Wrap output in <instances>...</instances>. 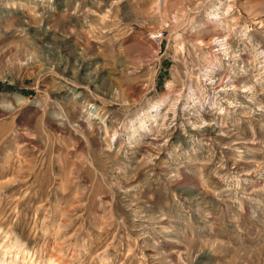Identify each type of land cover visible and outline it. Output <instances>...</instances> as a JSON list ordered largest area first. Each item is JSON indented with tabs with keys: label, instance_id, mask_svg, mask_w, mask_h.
<instances>
[{
	"label": "rangeland",
	"instance_id": "1",
	"mask_svg": "<svg viewBox=\"0 0 264 264\" xmlns=\"http://www.w3.org/2000/svg\"><path fill=\"white\" fill-rule=\"evenodd\" d=\"M219 2L0 0V264H264V0L221 64Z\"/></svg>",
	"mask_w": 264,
	"mask_h": 264
},
{
	"label": "bare ground",
	"instance_id": "2",
	"mask_svg": "<svg viewBox=\"0 0 264 264\" xmlns=\"http://www.w3.org/2000/svg\"><path fill=\"white\" fill-rule=\"evenodd\" d=\"M233 1H235V0H228V2H227V0H220V2H219V7H218V9L217 10H215L214 12H213V14L215 15V23L214 24H212L211 23V21H207V22H205L204 24H203V26H204V30L202 31L203 33H207V34H209L210 32H212V29H211V26H210V24L212 25V26H214L215 28H218V27H222V30L223 31H225V33L224 34H222L221 36H218V37H212L211 38V40L210 41H205L203 38H200L198 41H199V46L201 47V46H207V45H210L211 47H213V48H221V49H219V52H218V54H217V59L215 60V62L217 63V64H221V62H220V58L222 57V55L223 56H227V57H229V56H231L232 54L234 55L235 54V52H234V48L236 49V45H235V42H234V40H233V37L231 36V34H232V32L231 31H229L228 30V25H227V20H225V19H223L222 20V18H220V13H219V11L222 9L221 8V6L224 4V3H227V9H226V12L225 13H230L229 12V10H231L233 7H232V5L230 4V2H233ZM219 22V23H218ZM203 33H202V35H203ZM244 35V34H243ZM201 37V36H200ZM198 44V43H197ZM202 48V47H201ZM200 49V48H199ZM240 52V51H239ZM242 53H244L243 51H242ZM261 54H263V52L261 53ZM204 55V54H203ZM202 55V56H203ZM204 56H207V54L206 55H204ZM215 56V55H214ZM240 57V56H239ZM213 58V57H212ZM216 58V57H215ZM232 58V57H231ZM240 59V58H239ZM256 59V58H255ZM263 59H264V57H263ZM208 60V59H207ZM211 60V59H210ZM214 60V59H213ZM224 60V59H223ZM230 60V59H229ZM236 60V59H235ZM238 60V59H237ZM242 60H244V59H242ZM231 61V60H230ZM239 61V60H238ZM214 62V61H213ZM233 62V61H232ZM258 62V61H257ZM237 63V62H236ZM210 65V64H209ZM208 65V66H209ZM212 66V65H211ZM219 66V65H218ZM247 68V67H246ZM202 69V68H201ZM204 69V68H203ZM206 69V68H205ZM222 69V68H221ZM215 70V69H214ZM212 71H213V69H212ZM223 71V70H222ZM249 71V70H248ZM199 72V71H198ZM201 72V71H200ZM218 72V71H217ZM220 72V71H219ZM221 73H223V72H221ZM214 75V74H213ZM220 75V74H219ZM207 76L209 77V79H210V77L212 76L211 74H210V72H207ZM259 76H260V74H259ZM198 77L199 76H197V79H198ZM231 77V76H230ZM200 78H202V77H200ZM199 78V79H200ZM229 77H220L219 78V80L218 81H216V83H215V87H216V89H222L221 90V92L222 93H224V95H228V91H230V89L232 90V88H234L233 89V91H235L236 90V88H238V86H236V84H235V82H231V80L229 81V79H228ZM259 79H260V77H258ZM198 79V80H199ZM211 79H212V77H211ZM210 79V80H211ZM235 79V78H234ZM215 80H217V79H215ZM212 81V80H211ZM240 82V81H239ZM260 82V81H259ZM246 83V82H245ZM214 84V83H213ZM255 84H256V82H255ZM199 85V84H198ZM200 86V85H199ZM244 87V89H246L248 92H252L253 90H255L257 87H255V86H248V87H245V86H243ZM199 88V87H198ZM197 88V89H198ZM241 89V88H240ZM199 90V89H198ZM237 90H239V89H237ZM243 90V89H242ZM257 90V89H256ZM219 91V90H218ZM221 92H219V93H221ZM242 94V93H241ZM255 94V93H254ZM229 95H233V94H230L229 93ZM236 95H239V94H237L236 93ZM220 96L222 97V94H220ZM224 97V96H223ZM228 97V96H227ZM245 97V96H244ZM253 97V96H252ZM220 98V97H219ZM229 98L230 99H232V101L233 102H236V96L235 95H233V96H229ZM229 101V100H228ZM227 101V102H228ZM239 102V101H238ZM232 103V102H231ZM230 103V104H231ZM243 104H244V102H243ZM242 104V105H243ZM241 105V104H240ZM240 108V107H239ZM243 110V109H242ZM211 126V125H210ZM223 130L221 129V127L218 125V123L216 122L215 123V125H214V127L211 129V133L213 132V133H217V132H222ZM219 135V134H218Z\"/></svg>",
	"mask_w": 264,
	"mask_h": 264
}]
</instances>
